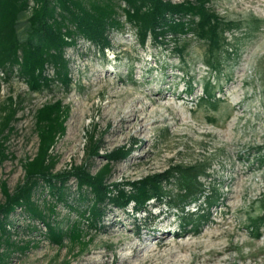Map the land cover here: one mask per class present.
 Instances as JSON below:
<instances>
[{
    "label": "rangeland",
    "instance_id": "374dc122",
    "mask_svg": "<svg viewBox=\"0 0 264 264\" xmlns=\"http://www.w3.org/2000/svg\"><path fill=\"white\" fill-rule=\"evenodd\" d=\"M208 6L238 23L225 35L229 46L219 56V71L203 64L201 42L186 40L183 63L171 48L150 42L139 47L134 30L124 25L110 33L112 49L105 56L82 40L66 51L68 89L54 83L34 93L15 74L7 81L0 74V105L8 97L19 105L5 143L10 157L0 162V183L12 190L22 179L20 161L37 147L32 115L59 100L69 116L52 151L58 157L55 172L80 164L86 135L93 131L101 139V154L131 150L114 165L111 181H136L175 165L204 162L209 167L200 181L206 191L214 186L220 194L209 222L184 231L176 210L154 202L148 215L109 210L79 253L68 244L48 243L42 224L16 210L10 217L12 240L37 245L14 252L8 264H264V223L258 239L250 232V220L264 216V0H210ZM207 81L214 106L200 100ZM102 163L98 159L95 165ZM196 209L191 204L186 211ZM57 215L62 226L78 219L63 206Z\"/></svg>",
    "mask_w": 264,
    "mask_h": 264
},
{
    "label": "trees",
    "instance_id": "16d2710c",
    "mask_svg": "<svg viewBox=\"0 0 264 264\" xmlns=\"http://www.w3.org/2000/svg\"><path fill=\"white\" fill-rule=\"evenodd\" d=\"M209 3L210 0H0V74L4 81L15 74L34 93L48 90L54 83L68 89L71 76L66 51L82 40L105 56L112 49L110 33L120 31L124 25L134 30L139 47L150 42L171 48L183 63L186 40L201 42L206 45L203 64L219 71V56L229 46L225 35L236 30L238 23L221 18ZM192 88L189 82L186 91ZM203 92L201 102L214 106L210 82L203 84ZM18 109L11 97L0 105V162L10 157L5 143L13 131ZM68 116L69 108L59 100L35 109L32 120L36 152L20 161L23 177L12 190L5 182L0 183V264H8L14 252L24 253L37 245L33 241L20 245L12 240L10 217L16 210L31 222L42 224L48 243L56 247L68 244L77 247L79 253L91 244L89 232L101 226L109 210L126 212L130 208L132 214L148 215L150 202H154L176 210L184 231H198L209 222L220 194L214 186L206 191L200 181L207 176L209 167L204 162L175 165L136 181H111L114 165L127 159L131 150L116 148L101 154V139L93 131L86 135L80 164L55 172L58 157L52 151L65 134ZM98 159L103 161L100 166L95 165ZM191 204H197V209L190 213L186 208ZM261 205L264 208V200ZM60 206L78 219L62 226L63 219L57 215ZM263 223L264 216L250 220L253 238L261 236ZM32 229L30 225L26 227L27 231Z\"/></svg>",
    "mask_w": 264,
    "mask_h": 264
}]
</instances>
